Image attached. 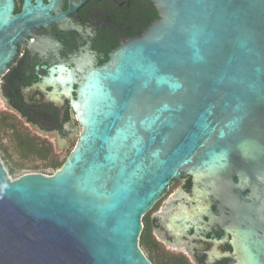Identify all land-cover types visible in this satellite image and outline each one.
Returning <instances> with one entry per match:
<instances>
[{
	"label": "water",
	"instance_id": "1",
	"mask_svg": "<svg viewBox=\"0 0 264 264\" xmlns=\"http://www.w3.org/2000/svg\"><path fill=\"white\" fill-rule=\"evenodd\" d=\"M49 1L13 18L3 0L0 33L48 21ZM150 1L142 38L63 83L81 126L63 166L12 180L0 159V264H151L142 219L184 176L231 210L246 264H264V0Z\"/></svg>",
	"mask_w": 264,
	"mask_h": 264
},
{
	"label": "flooded vegetation",
	"instance_id": "2",
	"mask_svg": "<svg viewBox=\"0 0 264 264\" xmlns=\"http://www.w3.org/2000/svg\"><path fill=\"white\" fill-rule=\"evenodd\" d=\"M24 2L14 0L13 18L21 15ZM158 19L150 0H57L46 22L17 19L0 33V57H10L0 68V122L11 120L22 141L29 138L65 154L81 133L62 92L69 72L77 88ZM9 138L0 136L7 143ZM13 148L0 147L8 163L10 156L19 157ZM147 214L144 255L151 264H246L231 210L221 198L197 193L193 177L173 180Z\"/></svg>",
	"mask_w": 264,
	"mask_h": 264
},
{
	"label": "trees",
	"instance_id": "3",
	"mask_svg": "<svg viewBox=\"0 0 264 264\" xmlns=\"http://www.w3.org/2000/svg\"><path fill=\"white\" fill-rule=\"evenodd\" d=\"M19 129L13 124V122L10 121H1L0 122V136L2 134L10 137L9 141L13 144V147L15 151L18 152V159H13L12 156H10V159L13 163L12 166H10V173L14 174L17 170H21L26 168L25 164L26 162H36V161H42L43 163H47L44 167H38L34 166V169H40V168H55L56 170L60 169L63 165V161L60 160V158L53 152L52 148L50 146H39L36 145L30 140L29 138L25 139L24 141L20 140L22 139V136L20 135ZM8 147V145H5V143L0 139V147L5 148ZM21 160V162L16 161ZM148 214H146L143 219L142 223L143 226L145 224V220L147 218ZM144 234L145 229L143 228V231L140 236V247L144 249Z\"/></svg>",
	"mask_w": 264,
	"mask_h": 264
},
{
	"label": "rangeland",
	"instance_id": "4",
	"mask_svg": "<svg viewBox=\"0 0 264 264\" xmlns=\"http://www.w3.org/2000/svg\"><path fill=\"white\" fill-rule=\"evenodd\" d=\"M6 135H7V134H6ZM4 143H5V145H8V146L10 145V147L13 148V144H12V143H7V142H4ZM75 143H76V139L71 143L69 149L67 150V152H66L65 154L60 155V154H57V153H56V155H57L59 158H61L62 161H63V160L65 159V157H66L67 155H69L70 151H71L72 148L75 146ZM13 149H14V148H13ZM13 149H12V150H13ZM15 154H16V153H15ZM16 155H17V154H16ZM0 158H1V160H2V164H3L4 168L6 169V171H7L8 175H9V177H10L12 180L18 179L19 177H21V176H23V175H25V174H30V173H40V174H44V175H47V176H52V175H54V174L59 170V169L56 170L55 168H52V167H50V168L34 169V168H33L34 166L44 167V166L47 165V163H43L42 161H36V162H34V163H32V162L27 163V162H26V164H25L26 168L21 169V170H17L14 174H12V173H10V166H12L13 163H8V162L4 159V157H3V155H2L1 152H0ZM15 159H18V158L15 156ZM16 161H19V162L22 163L21 160H16ZM141 249H142V251H143V253H144V249H143L142 247H141Z\"/></svg>",
	"mask_w": 264,
	"mask_h": 264
}]
</instances>
